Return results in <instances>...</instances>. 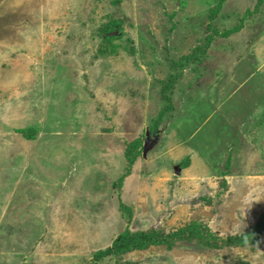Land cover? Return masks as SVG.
Here are the masks:
<instances>
[{
    "label": "rangeland",
    "instance_id": "1",
    "mask_svg": "<svg viewBox=\"0 0 264 264\" xmlns=\"http://www.w3.org/2000/svg\"><path fill=\"white\" fill-rule=\"evenodd\" d=\"M263 210L264 0H0V264H264V238L95 259Z\"/></svg>",
    "mask_w": 264,
    "mask_h": 264
},
{
    "label": "trees",
    "instance_id": "2",
    "mask_svg": "<svg viewBox=\"0 0 264 264\" xmlns=\"http://www.w3.org/2000/svg\"><path fill=\"white\" fill-rule=\"evenodd\" d=\"M127 159L130 164L133 162L134 157H130V153H127ZM263 238L264 210L256 222L242 232L233 234L211 232L207 226L201 223L180 224L167 232L157 229L130 232L126 229L118 235L110 248L97 252L95 259L111 254L122 256L128 252L143 250L152 245H165L167 249L181 244L210 250L227 247H249L253 249Z\"/></svg>",
    "mask_w": 264,
    "mask_h": 264
}]
</instances>
